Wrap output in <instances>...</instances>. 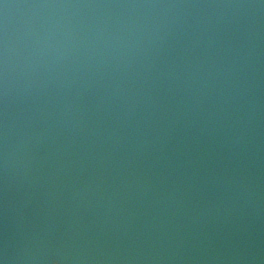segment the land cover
<instances>
[{"label":"clouds","instance_id":"obj_1","mask_svg":"<svg viewBox=\"0 0 264 264\" xmlns=\"http://www.w3.org/2000/svg\"><path fill=\"white\" fill-rule=\"evenodd\" d=\"M0 264H264V0H0Z\"/></svg>","mask_w":264,"mask_h":264}]
</instances>
